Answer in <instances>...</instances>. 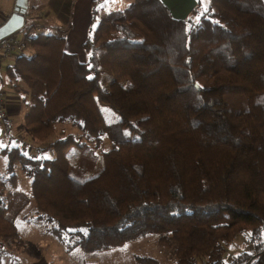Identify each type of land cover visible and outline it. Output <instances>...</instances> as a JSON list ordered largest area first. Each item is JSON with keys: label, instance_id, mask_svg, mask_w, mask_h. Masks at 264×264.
<instances>
[{"label": "trees", "instance_id": "trees-1", "mask_svg": "<svg viewBox=\"0 0 264 264\" xmlns=\"http://www.w3.org/2000/svg\"><path fill=\"white\" fill-rule=\"evenodd\" d=\"M105 1L93 2L91 25ZM34 25L22 31L28 52L6 69L26 133L49 142L71 122L83 134L30 154L0 150L12 188L0 184V250L22 242L16 220L34 201L71 249L155 235L173 264H264V0L198 2L186 19L162 0H134L98 21L85 61L62 30ZM18 170L28 194L12 192ZM239 243L248 250L234 255Z\"/></svg>", "mask_w": 264, "mask_h": 264}, {"label": "rangeland", "instance_id": "rangeland-1", "mask_svg": "<svg viewBox=\"0 0 264 264\" xmlns=\"http://www.w3.org/2000/svg\"><path fill=\"white\" fill-rule=\"evenodd\" d=\"M129 0H115L113 3L107 4L104 8L105 12L98 9V20L95 24L90 25L85 35H92L97 27V23L101 18H106L114 12H121L126 9ZM37 5H42L45 0H35ZM30 7L33 9L34 0H30ZM201 7V5H200ZM39 9L34 8V18L32 21L26 23L25 27L19 32L15 33L16 37H23V30L26 27L34 25V23L41 22L39 17ZM36 29V28H35ZM37 30V29H36ZM35 30V31H36ZM76 36H80L79 33ZM28 52V51H26ZM84 54V53H83ZM85 55H81L82 61H85ZM84 58V59H83ZM6 101V98H5ZM1 112V110H0ZM26 114V113H25ZM19 124L22 126L18 128V124L12 128V125L8 123V119L3 120L0 117V150L10 144L9 146L18 147L25 150L28 154L37 147H46L50 142H55L59 138H64L68 135H74L77 137L82 136V131L74 126L71 122L59 123L56 127L54 135L48 142L38 143L31 139L26 133L23 114H19ZM6 122V125L3 123ZM7 126H11V129H7ZM8 133L11 135H18L19 137L16 143H7L3 141V138H7ZM111 147V143L105 140L98 153L108 151ZM6 148V147H5ZM7 159L0 155V184H4V190L8 194L12 189L6 182L7 174L3 164H6ZM19 176V185L16 190L12 192H19L28 194L30 192L31 181L20 170L17 172ZM36 206L32 201L29 206L24 210L22 215L17 218L16 224L21 236L22 242H8L6 252L1 251L0 264H136L135 256H149L159 260L161 264H173L169 257L165 255L157 243V236L149 235L145 238L131 241L127 245L121 248L112 249L109 251L87 253L80 248H69L70 243L64 244L58 240L55 236L49 233L51 227L44 219H39L36 215ZM1 242V241H0ZM248 250L244 244L239 243L234 247L232 253L238 254L240 251ZM249 250L253 252L252 247Z\"/></svg>", "mask_w": 264, "mask_h": 264}, {"label": "crops", "instance_id": "crops-1", "mask_svg": "<svg viewBox=\"0 0 264 264\" xmlns=\"http://www.w3.org/2000/svg\"><path fill=\"white\" fill-rule=\"evenodd\" d=\"M37 1V0H36ZM95 0H45L42 5H37L34 0V8L39 9V17L41 22H37L43 29L36 30L37 32L53 33L57 30L68 29V36L66 40V51L79 56L87 54L82 50V46L88 37L85 32L92 22V4ZM115 0H108L99 6V10L105 12L104 8L107 4L113 3ZM134 0H129L127 7ZM171 10L174 17L178 19H186L193 9L201 5V9L205 10L210 6L211 0H162ZM16 0H0V27L4 25L14 13ZM126 7V8H127ZM34 8L30 7V0L28 2V12L26 15V23L32 21L34 18ZM79 33L80 36H76ZM84 53V54H83ZM18 55L6 56L0 64V91H4L6 95L4 111L7 114L8 123L12 128L16 124L17 130L22 126L19 124V114L23 117L27 112L15 90L9 85V80L6 77V69L13 65ZM81 58V57H80ZM83 58V59H84ZM6 124V122L3 121ZM24 124V123H23ZM13 143H16L19 134L13 135ZM4 158V157H3ZM5 163L3 164L5 168Z\"/></svg>", "mask_w": 264, "mask_h": 264}, {"label": "built area", "instance_id": "built-area-1", "mask_svg": "<svg viewBox=\"0 0 264 264\" xmlns=\"http://www.w3.org/2000/svg\"><path fill=\"white\" fill-rule=\"evenodd\" d=\"M36 29L41 30L43 29L42 26H39L37 24L34 25ZM63 37L66 38L68 36L69 30L68 29H62ZM28 42L25 35L23 37H16L15 35H12L10 37L4 38L0 40V64L4 57L11 56L19 53H24L27 51ZM5 92L0 91V117L5 120L7 118V114L4 111L5 108ZM8 128H11V126H7Z\"/></svg>", "mask_w": 264, "mask_h": 264}, {"label": "water", "instance_id": "water-1", "mask_svg": "<svg viewBox=\"0 0 264 264\" xmlns=\"http://www.w3.org/2000/svg\"><path fill=\"white\" fill-rule=\"evenodd\" d=\"M28 2L29 0H16L14 13L8 21L0 27V40L14 35L25 27Z\"/></svg>", "mask_w": 264, "mask_h": 264}]
</instances>
